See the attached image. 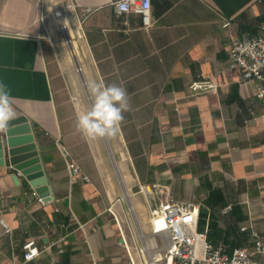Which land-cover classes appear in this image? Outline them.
Masks as SVG:
<instances>
[{"label":"crops","instance_id":"obj_1","mask_svg":"<svg viewBox=\"0 0 264 264\" xmlns=\"http://www.w3.org/2000/svg\"><path fill=\"white\" fill-rule=\"evenodd\" d=\"M76 2L74 55L53 14ZM112 2L0 0V80L32 124L50 190L43 204L21 172L0 165V264H144L138 230L163 240L138 192L153 183L162 199L198 205L213 245L253 250V231L264 233V100L230 46L264 33V0H152L147 29ZM200 76L218 92L191 95ZM100 80L126 89L130 111L117 138L86 140L76 110L91 106L88 85ZM63 146L91 181H74ZM32 240L41 253L26 261Z\"/></svg>","mask_w":264,"mask_h":264},{"label":"built area","instance_id":"obj_2","mask_svg":"<svg viewBox=\"0 0 264 264\" xmlns=\"http://www.w3.org/2000/svg\"><path fill=\"white\" fill-rule=\"evenodd\" d=\"M112 4L118 16L132 11L140 13L143 18L142 28H150L154 23L151 16L152 0H113ZM80 6L82 5L78 2L71 3L66 7L57 4L53 14L54 20L64 36V43L74 55L76 36L69 31L70 26L67 18L70 11H75ZM91 10V7L86 8L87 12ZM65 21L68 22V27H65ZM230 58L232 64L240 69L244 80L258 81L255 94L264 100V33L256 37L233 39L230 46ZM76 71L79 74L83 72V66L79 62H76ZM219 87V83L213 79L200 76L188 85V92L191 95L216 93ZM62 152L66 157L74 181H91L90 176L66 146L62 147ZM159 190L160 187L157 183L141 184L138 192L146 199L149 209L150 232L163 239L167 264H264V233L253 231V250L247 247H238L232 253H228L223 245H213L209 242L207 233L199 230L198 205L190 201H177L172 197L162 199L159 197ZM33 194L41 203H45L46 199L39 196L37 191H33ZM129 209L133 215L136 214L133 203L130 204ZM10 231L11 228L5 225V232ZM23 248L26 261L36 258L41 253L40 248L33 240L26 242ZM256 254L262 256L261 260L255 259ZM160 258L163 259L162 256Z\"/></svg>","mask_w":264,"mask_h":264},{"label":"clouds","instance_id":"obj_3","mask_svg":"<svg viewBox=\"0 0 264 264\" xmlns=\"http://www.w3.org/2000/svg\"><path fill=\"white\" fill-rule=\"evenodd\" d=\"M64 23L65 27H68V22ZM69 31L71 32V29ZM88 89L93 98L92 104L86 109L77 108L76 130L82 133L86 140L117 138L121 135L124 113L130 111L126 89L115 83L106 85L103 80L90 82ZM16 118L11 90L0 80V133L8 132L11 121Z\"/></svg>","mask_w":264,"mask_h":264},{"label":"water","instance_id":"obj_4","mask_svg":"<svg viewBox=\"0 0 264 264\" xmlns=\"http://www.w3.org/2000/svg\"><path fill=\"white\" fill-rule=\"evenodd\" d=\"M0 165L21 172L41 197L50 196L33 127L26 116H18L11 121L9 131L0 134Z\"/></svg>","mask_w":264,"mask_h":264},{"label":"rangeland","instance_id":"obj_5","mask_svg":"<svg viewBox=\"0 0 264 264\" xmlns=\"http://www.w3.org/2000/svg\"><path fill=\"white\" fill-rule=\"evenodd\" d=\"M126 199L129 204L132 203L129 198H126ZM134 218L135 220H137V214H134ZM138 235H139V241L142 245L141 246L142 254L145 256V261H146L145 263L149 264L150 262H157L159 264H167V260L165 258L166 249H165V244L163 243V241L158 239L157 242H154L152 240L153 237L148 233V231H144L141 229L138 230ZM161 256L163 257V259L157 260Z\"/></svg>","mask_w":264,"mask_h":264}]
</instances>
